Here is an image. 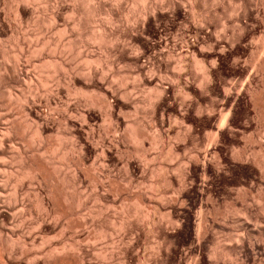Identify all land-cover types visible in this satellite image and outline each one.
I'll return each mask as SVG.
<instances>
[{"label": "rangeland", "instance_id": "374dc122", "mask_svg": "<svg viewBox=\"0 0 264 264\" xmlns=\"http://www.w3.org/2000/svg\"><path fill=\"white\" fill-rule=\"evenodd\" d=\"M1 1L2 2L0 4V11H1L0 17L2 19L0 18V21H1L0 22V35H1L0 42L2 43H0V54L4 53L3 51L6 50V52L7 53L9 52L8 54H10V56L12 57L14 53H16L17 51L18 52L20 51L19 49H21V47L25 48V51H26L31 46L33 47L38 46V45L40 46L42 45V43L44 42V39L46 38L48 39L50 38L51 43H52L51 46L53 47H56L55 44L59 45V42H62V41H64L65 43H67L69 40L73 41L75 45L71 49L73 52L69 53L68 51V53H65V54L58 52L56 53L57 55L54 54L53 56L56 58H60L62 56V60L64 61L65 64H67L69 67L71 66L72 68H74V70L80 69L79 71H81L83 74L85 73L87 74L90 68L96 69L97 71L98 70L101 71V73H99V71L97 72L96 76H98V73H99L98 77L95 76L94 77L95 79L93 78L95 81L93 80L94 82H92L91 85H93L94 83L95 85L91 86L90 84H88V86H86L87 84H84L85 87H89L87 89L85 88L87 94H88L87 90L89 89L94 91L95 94H97L96 92H98L97 95L101 94L102 91L104 94L107 92L106 94H107V97L109 98V101L107 100L108 103L116 105L117 103L122 102L121 98H122V94L124 93L123 91H125L123 89L125 88L124 87L125 84H122L120 81L123 80L122 82L126 83V86H127L126 89L129 90L127 91L131 92V101L133 100L132 102L129 101V103L126 104L128 105V109L126 110L127 117L125 116L126 121L122 124L121 134H119L116 137L118 140L116 138H114L115 139L114 140L113 135L110 136L106 133V128H107L108 123H106L105 121V116H104L106 113L105 109H100V110H103L101 112H105L102 115L98 107L97 109H96V106L95 107L92 106L90 108L89 106L90 104L89 103L86 104L87 101L86 100L84 101V98L82 99L80 95H77L78 93L75 89H73V91H69L66 87L65 88L67 90L65 88H61L60 94L55 96L57 97L55 99L56 100L55 103H52L54 104L55 108L57 107L55 109L56 111L54 110V108L53 109L51 108L53 106H46L47 104L45 103L44 100L42 102L43 104H41V102L39 103V105L37 104L38 107L32 103L34 107H36L35 109L31 105V103H29L30 104L29 106L30 107L32 106L31 108L34 109V111L38 110L39 111L38 113L42 112V114L44 113V115L45 116L47 115V117H49L50 115V119L48 118L47 120V118H45L44 115L40 114L42 115V118L44 117V119L47 120L48 123L50 122V125L52 126V128H54L53 131L56 130L54 131V133L51 132V135H50L52 144L54 142H57V139L55 138L57 136L56 134L59 133V131L61 133H64L62 135L65 137V139L61 140L62 142H64L63 144L61 142V144L63 145V146L61 145V148L59 149L61 151L58 150V152L55 155L54 154L50 155L49 153L48 154L46 153L47 155L46 154L42 155L47 165V168L50 169V172L51 171L53 172L55 170L54 177L50 178V183L48 182L45 183L42 181L43 183L42 182L41 184L39 183V185L41 186L37 184L35 188L36 187L42 188V189L40 188L39 189L40 191L38 190L37 192L34 190L35 188L34 189L31 188V186H30L31 192H29V188L27 190V187L29 185H27L26 188L24 189L25 192L23 191L24 193L22 196L26 195L25 193L27 192H29L30 194L28 193V195H26L24 198H21L22 197L21 196L20 198L22 200L25 199V201H22L21 199L19 201L18 199L19 202L17 201V204L12 203L15 198V197L14 198L12 197L14 196L12 195L14 192L13 190L14 184L13 182H11L12 181L11 179L9 180V183H8L7 178L9 177L8 175H10V173L15 175L16 173L21 171V164L18 162V159L16 158L18 157V154H19L18 152L22 153L23 150L21 148L22 145L18 137L13 136L11 137L13 138V142L12 141L11 143L8 142V145L6 148L7 150H10V151H7V150L6 151L8 152L9 156L5 158L6 160L5 163H3L5 160L2 161V163L4 164V167H3L4 171L1 168V171H3V173L0 172L1 177L2 178L5 177L3 179H6L4 180L5 182H3L4 184V186L2 187L3 194H1L2 197H4L2 201L3 200L5 201L3 202V205L6 207L2 205V201L0 200L1 202L0 206L2 205L4 208L2 209L0 207V212L1 210L2 211L4 210L3 211L4 217L2 218H4L5 220V221L3 220L5 222V223L3 222L4 225L3 223L2 225H0V228H1L0 230L2 232L1 250L8 249L9 252H11L9 254L7 251L5 254L4 251L6 250L3 251L5 255V259L7 258V260H5L7 261L6 264H21L20 260L22 259H23L22 264H29L28 262L29 259L28 258L27 260L25 259L26 255L25 257L21 255L22 249L20 250V248L22 247H19L20 242H18L17 238L19 234L22 235V233H19L21 232V230L22 232H24L23 235H26L27 233L28 234L31 233V235L29 234L30 236H33V235L39 236L40 229L39 230L37 229L38 225L36 223H37V219L41 218L42 215L45 213L43 212L44 210L41 211L42 207H39L38 205L40 204L41 206L42 202H44V204L46 205L44 204L43 205L48 206L47 208L48 210H50V216H48L49 218L44 217L46 218L45 220L47 221V223L46 225L43 226L45 231L48 228L49 235L47 231H46V234L44 235L45 237L43 236L42 233L40 235H41V238L42 237L46 238L49 236L48 240L47 238H46L47 241L45 239L43 240V238L42 239L36 238L37 240H30L27 242L30 243L32 241L31 243L33 245L35 243L37 244L42 243V240H43L45 241L43 242V245L40 244L41 245L40 246L36 244L32 246L31 243L30 244L27 243V246L29 248L33 247V249L30 248L33 251L32 254L34 253V250L35 252H37V250L38 251L40 250L39 251L40 253L37 252V255L41 254L42 252H43L42 254L44 255V251L49 250V248L51 249L50 250L51 252H53L54 250L56 252V249H58L57 251L60 252V249H62L64 250L63 253H58V254H60L59 256L64 257V259L66 258L65 262L66 260L67 261L69 260L68 262H66L68 264H78L77 261L80 256L81 257L84 256L85 262L88 261L87 264H108V263L109 264L110 263L119 264V262L121 264H123V262H125L126 264L128 263L129 264H144V262H147V264H174V263H177L176 261H178L180 257L181 258L183 257L182 258L183 260L185 252L188 251V248H190L189 245H191V243L187 241V239L189 238L190 231L188 228L189 216H187L188 214H186L185 211H187L186 210L187 206L188 208L191 207L193 200L197 199L200 193L201 194L203 193L202 194V200L204 198V200L202 201L203 205L205 204L206 206H208V207H205L204 205L205 210L203 209V212L205 211L207 212L206 217L209 218L210 220L214 219L215 221H217L218 224L219 223L223 224L221 225L222 228L218 226L217 229L214 228L213 230H210V232L213 231L212 232L213 235L209 233L210 235L208 234L209 236H206V238L210 240L209 241L208 239H206L209 242L206 243L207 241H205L204 243L205 246L208 245V247L206 248L204 246L205 252H206L205 256L207 260H209V258L211 257L210 261L217 260L219 261V264H222V263L242 264L243 259L245 260L244 255L241 256L243 258H240L236 262H231L230 258L227 256V253L231 251L233 248H235V245L237 246L239 244L238 243L240 242L239 235L240 236L246 235L245 238L247 239V241L250 239H253V242L257 240V242L259 241L260 244L264 246V168H263L264 166L263 167L261 166L262 167L261 168L257 166L256 164H254V159L257 156L260 157V158L258 157L257 158L260 159L261 161L263 160V163H264V150L263 152L262 151L260 152V148H259V142L264 137V108H263L264 107V90H263L264 89L263 88L264 71L261 70L260 67H258L259 66L258 64L260 63L259 60L261 59V57L263 56L262 54L264 53L263 51L264 50V0H196L197 1V2L195 1L196 5L195 4L194 5L197 7V10L199 11V13L204 16V18H200V16L195 17V15H193L192 8H191L193 3L190 2V0L189 2L191 4H189L187 0H178V1L175 0L177 2V5L179 6V7L176 6V8L178 7L179 10H176L175 8L174 9L175 11L173 10L171 6L166 4L167 0H154L158 5H161V6L158 7V10L155 13H151V15L150 14L147 15V17L143 15L144 8L141 6V4L137 5L139 3L136 1L138 0H134V1L133 0H112V1L111 0L110 1L109 0H97L98 3L100 2V5L98 4V6H99V9L100 8L101 9L96 14V16L93 13H90V10L92 11L91 7L93 6V3H94V6L97 5L96 0H94L93 2L92 1L89 2L90 0L89 1L85 0V3L86 1H88L87 2L88 6L87 4L86 5L82 4L83 0H78L79 3L75 2L74 0H46V2L48 1V3H46L45 0L43 1L41 0V1L34 3V5L36 6L34 10L36 9L35 10L36 12L32 10L30 14L32 16L25 17V19H23L25 21L22 22L23 24L19 21V17L16 12L17 0L16 1L15 0H6V1L1 0ZM75 6L78 8V9L76 8V12H75L76 15L79 14L78 16L73 14L74 13L73 9ZM94 6L92 7L93 9H94ZM168 6L170 8H168ZM86 9L88 10V12ZM33 11L35 12L34 15H33ZM110 11H112L113 13L111 14ZM127 13H128V16H127ZM56 14H58L59 16ZM110 14L112 16L114 15L113 17L116 18L115 21H118L116 25L113 24L114 19L110 17ZM54 15H56L57 20H59L57 21L58 24L56 26L57 27L59 26L58 27L59 29H64L65 27H67L68 29V31L62 32V34L64 33V35L62 36L61 34H59V31L61 30H59L58 28L55 27L54 24H52L55 29H58V31L55 30L53 27H51L52 25L49 23V20L55 17ZM58 17L60 19H58ZM75 17L77 19L78 18L81 19L84 22V23L82 22L83 28L80 29L81 31L79 30L80 32H78L77 30L74 31L75 29L73 30L74 28L73 26L76 20ZM129 17H131V19ZM132 17L133 18L136 17V20L134 18V21H133ZM100 26L106 27V28L108 27L107 28V30H109L108 33L113 34V32H118L120 33L122 37L120 39L121 41L119 42L120 45L119 44L116 46L110 45V47L107 46L108 50L109 48L111 49L109 50L110 53L108 50H106L107 49V47H105L106 45L100 44L99 46L97 42H94L92 40V36L98 34L101 31ZM18 34L20 37H22L20 38L21 39L20 41H22L21 43H19L20 41L18 42L17 40V38L19 39V37H17ZM16 40L17 42L14 43V41ZM191 42L199 46L197 47V49L200 51V55L198 58L201 61H206V66L208 67V69H210V72H212V78H211L212 82L209 81L208 79H207L208 83L206 81V85H207L206 94H204L205 92L203 90L200 91V88H198V84L200 82L199 79H201L200 77L201 73L200 71H196V67L194 68L193 57L191 56V54L186 52L187 51L186 49H188L187 45H190ZM83 44L86 45V47ZM1 47H4V48H1ZM184 50L185 52H183ZM106 52H108L109 54H107ZM87 53L90 56L89 61H86L85 56ZM180 53L181 54L184 53L182 56L184 57V60L182 59L183 61L182 64L179 63ZM99 55L100 57H102L103 61L105 60V62L102 61L104 64L97 63L96 59ZM171 55L172 56L175 55V56L172 57ZM0 56L3 57V55H0ZM50 56L53 57L52 55ZM186 56H188L189 58H187ZM2 57H0L1 59L0 61L3 65L6 63L5 65L7 67L10 66V68H12L15 65L13 63L15 62V60L13 61L14 58L13 59L10 58L9 60L7 59L6 60L7 62H6L4 58ZM29 57L30 56H28V59H26L27 63L32 66V67L29 66L30 67L29 68L28 64L26 63L27 65L26 69L28 70L29 68L27 74H29V76L32 79V83L29 85L30 87L31 85L32 87L35 85L33 87L35 88L37 85H39V81H38V76L36 73L37 71H35L34 65H32L33 57L32 58L31 57L29 58ZM44 58L47 59L45 56ZM37 59H39V57ZM106 59H108L109 61L107 60L108 61L107 62ZM99 64L102 66L106 64L103 67L105 68L107 66L106 70L107 69L108 70L106 71L104 70V68L102 69V67H99L100 66ZM108 64L111 66L113 65L112 66L113 68L109 69ZM144 64L148 67L147 69H146V66L144 69ZM179 64L180 66L185 67V68L181 67L183 68L185 72H183V76L181 80H179L178 82L177 80L173 78V75L175 72L174 66L175 67L179 66ZM102 71H104L105 73H103ZM1 73L3 75L4 71H2ZM115 73L123 76V79H121L122 77L119 75V78H118L119 82H118V79L116 77L115 78L113 77ZM185 73L187 74L184 75ZM140 74L143 75L144 77L150 76V75L154 76L155 82L150 83V84L147 83L146 85H144V82H142L140 79V76H141ZM105 76L107 78L109 77L108 78L109 81L108 79H106ZM124 78L126 80H124ZM77 79L78 81H82L80 80V78H77ZM100 79H104V80L106 79L105 81L107 82L100 80ZM0 80H1V77H0ZM194 80L197 81V83ZM50 81H51L50 88L51 87H53L52 89L56 88L57 86V83H55L56 81L52 79ZM101 81L103 82L101 83ZM1 82H0V85H1L0 89L5 90L3 92H6V89H7V92L11 91L12 93H14L13 94L14 97H15V94L19 95L21 91V88L19 86L10 87L8 86L7 83L5 84L4 81L2 83ZM30 82L31 81H28V83ZM28 83H27V86L29 87ZM120 83L122 84L123 88L121 87ZM102 87L104 88L106 92H104ZM106 87L109 89H107ZM19 88L20 90H18ZM36 88L38 90L36 91L38 93L37 98L39 96L47 97L48 93H46L45 91L46 89L44 87L37 86ZM106 89L109 90L110 93ZM74 90L76 91V93ZM119 90L121 91V93ZM88 95L90 96V93ZM92 95L94 96V93L91 94V96ZM102 95H99V97L100 96L102 97ZM1 99L2 98H0V102L2 104L1 103L0 104L2 106L5 104L4 106H6L7 103H5L6 102L5 99H2V100ZM57 104H60V105L62 104L61 106L59 105L60 109L58 108ZM66 104L67 105L70 104V108L72 109L76 108V110H78L77 109L78 107L79 108L78 111H80V113H83L82 111L85 112L86 110L90 108L89 109L90 111H92L95 115L99 116V123L98 125H96L97 128L94 126L95 130L86 129L87 131L89 130L88 132L86 131L88 134L85 133V131L82 132L85 138L88 135H90V131L92 133L93 131H95L93 133L94 136L92 135V133L90 135V138H89L90 141H88V145L89 144L90 145H89V148L87 149H85L86 147H83V146H82L83 148H80L81 144H79V142L81 143V140L79 138L74 139V136L76 133L71 130H70L71 132L67 131L66 126L63 123L59 122L60 120H57L56 118L65 112ZM136 104L138 105L137 108H136L137 106ZM47 107H50V108H47ZM6 108L2 107L1 109L4 112H0V113H3L2 115L7 116L6 119L8 118L9 122L7 121L6 123H4L5 125H1L3 123L1 121L0 126L1 127L2 126L11 127V126H14V123L16 122L20 123L23 115L20 114L19 110L13 107H9L8 109V106H6ZM223 108H226V109L224 110ZM5 110H8V111H5ZM5 112L6 113L8 112L7 114L12 115L13 117L9 119L10 116L6 115ZM103 118H104V122L102 121ZM6 119L4 120V122L6 121ZM133 126L136 127L137 129L139 128V130L145 129L146 132L147 131L150 132L149 133L150 135H148L149 138L146 141H144V147H143L145 149L144 152H146L145 155L147 157V160H145V158H142V155H141L142 153L138 154L139 152H136L133 146L128 141H126V138L124 135L126 133L125 131H127L129 127H133ZM219 128H223V131H221L218 134ZM157 135L163 136L164 142H160L161 140L159 138L158 139L156 138ZM258 135L259 136L263 135V136L262 138L260 137L261 138L260 139ZM254 136H255V140L253 142L252 139L254 138L252 137ZM153 137L156 141L153 140ZM102 139L103 140L105 139V140L103 141ZM157 140H159L161 144ZM152 141H154L155 143L157 142V144L152 143ZM73 143H77L78 147L80 146L77 151L74 150L75 151L74 153L72 152L73 150H70V147H72ZM9 145H10V149H8ZM214 145H217L221 151H220V154L216 156L215 155L211 156V153H207V151L210 148V146L212 147ZM245 147L248 149L252 148L253 150H250L248 152L249 154H247L246 156L239 157L238 152L242 148H245ZM107 148H111L112 157L109 158V160L105 161L104 157L102 156V152H103L102 150L108 151ZM66 149L69 152L65 151ZM171 149L175 150V152L179 154L180 157H185L186 160H188L187 162L185 161L186 162L185 165L182 163H181L182 165L179 164L180 162L177 161L178 159H176L175 158L176 156L174 155L176 153L172 154ZM14 150L16 151L15 153H14ZM125 152L130 153L129 155L131 157V163H132L130 164L134 167L136 166L135 171L137 175L135 174L133 177L132 181L134 183H132V185L129 184L131 187L133 186L132 188H130V190L127 188L130 187L128 185V182L130 181L131 175H129V172H127V169H126V161L130 157L124 155L126 154ZM61 153L63 155L64 153H66L67 155L63 157ZM202 153H204L205 157L203 156ZM196 154L197 155L199 154L197 156V159L195 158ZM205 154L207 155V158ZM12 156L13 157L15 156V158H13ZM165 156L166 157L168 156V157L166 158ZM210 156L212 159L209 158ZM254 156L256 157L254 158ZM11 157L15 161L12 160ZM82 158H84L85 162H79L78 164L79 166L76 167L73 164L74 162L73 160L79 161ZM198 158H199V161L196 163ZM205 158H206V161L210 162V164L209 166L206 165L207 166L206 173H205L206 175L204 176V172H202L203 171L202 168L204 167L202 166L204 165L203 162ZM208 158L211 159V161ZM220 158H222L221 161L219 160ZM212 160L214 162H212ZM145 161H148V162L144 163ZM69 165L71 167H69ZM140 165H141V168L139 167ZM56 167L58 170L55 169ZM143 169L144 171H142ZM95 174L96 176L100 177V180H102V183H100V185L99 184L94 185L93 183L92 176ZM97 174H100V175H97ZM140 174H142L143 176H141ZM139 175L141 176L142 179L140 178ZM56 179L57 181L60 180L59 183L62 189H65V187L67 188V190L66 189L64 190L65 196L69 195L68 198H70V199H67L69 201L67 202L71 204V206H75L73 207L74 209L72 208V211L74 212V214L72 213L74 217L73 220L79 221L83 218L85 219V216L89 217V215H91L90 211L93 213V212H96L97 210L96 212L97 214L93 213V215L95 214L96 217L91 216L92 219L91 217H89L91 221V222L89 221V223L91 224L93 221L92 225H90L89 223L88 225L90 226L88 227L87 225L88 228L92 226V228H90V231H88L89 229L86 226L78 227V228L68 227L67 222L70 219H67L66 217L59 218L61 219V221L60 220L57 221V219L55 218L56 219L55 221H57V223H60L57 225L59 227H56L57 223L55 224L52 211L58 208V206L56 205V203H54V201L51 198V194H50L51 191L55 189V188L53 189L51 188V187H54V183L52 181H55L56 183L57 182ZM63 179H65V182ZM157 182H160L161 186L163 185L161 189L166 194L165 199L162 201L166 205L165 207H167V203H169L168 204L169 208L167 207L163 209L164 211H162L163 212V216H162L163 221H161L162 223H158L159 225L157 224L155 228L156 230H154L155 232H150L148 231V225H147L149 223L148 220H145L144 223L143 222L138 223L136 221L137 219L135 218V220L132 219L131 221H135L137 223V227L136 225L134 226V222H133V226L131 227L132 230L130 228H127V230H122L120 227V222L124 218L123 214L126 215V212H127L126 209L122 207L123 205H121L124 197H128V195L130 198L133 197L132 198L133 201H131L132 203L130 202V209L132 210H134L133 208H135L134 201L136 198L134 199V197H137L140 193L145 194L146 198L148 196V198L154 202L153 204H156L155 202L158 203V200H157L158 198H157L156 192L153 191V189H150V186L153 183H157ZM47 183L50 185V187L48 186ZM72 184L73 185L75 184L76 186L74 185L75 186L74 187L72 186ZM72 187H74L75 189L74 188L72 189ZM117 188H118V191H117ZM124 188L126 190H124ZM49 191H50L49 193L50 198L48 196ZM35 192L37 194L39 193L38 194L39 196L36 195ZM240 193L247 194V196L249 197V198L247 197L248 198L247 202H243L242 199L238 197ZM151 195H153L154 197L153 196L151 197ZM100 196H101V199H100ZM39 197H41V199ZM10 199L11 200L13 199L11 204L9 203ZM22 203H24V206L21 205ZM25 203L27 204V206H25L26 205ZM18 204L21 206L20 207L21 209L19 208ZM243 204L249 205L253 209L251 211V214L250 212L246 215L242 213L241 210L242 208L245 207V205ZM9 205L10 207L13 206L11 210H8L7 206ZM14 205L15 206L18 205L16 206L15 210H14ZM171 206H173L172 209H171ZM5 208L7 209L5 210ZM22 210H25L26 212L25 211H23V213L20 212ZM39 210L41 213L43 212V214L38 213ZM171 211H173L174 213ZM37 213L41 214V216L38 217L39 215H37ZM22 217H23V220H22ZM88 217H86L85 221L89 220ZM169 218L175 219V221L177 220L175 225L177 223L178 225L176 226L174 224L171 225L169 223L170 221ZM167 219H168V222H167ZM39 220L40 219H38V221ZM20 221L22 223L24 222V225H23L24 230H23V226L21 225ZM49 221L51 222L50 224L48 223ZM61 223L66 224V227L64 225L63 230H60ZM47 224L49 226H47ZM18 226H21L22 228L21 227L18 228ZM94 226L96 229L95 231L93 230ZM97 229L98 230L101 229L102 232L101 230L98 231ZM128 229H130L132 232ZM133 229H135L134 230L135 232L133 231ZM91 230L93 232H98V234H100L99 232H101V234L106 233L105 236L107 237L104 236V238H102V240H105V241L98 239V241L91 240L90 242L89 240L90 236L93 235L92 233H90ZM251 230L254 231V233ZM248 232L251 233V235H254V236L256 235V237L252 236L250 238V234L249 236L247 234ZM255 232L257 233L255 234ZM259 233L260 235H258ZM87 234L89 235V237L86 238ZM212 236L213 238H211ZM83 238H85L86 240ZM111 239L112 240L115 239L116 241L113 242ZM121 239L122 241H120ZM212 239L216 241L214 242ZM111 241L115 244L117 243L116 245L114 244V247L115 248L117 247L118 250L117 248L115 249L113 247L112 245L113 243ZM46 242L47 244L44 245V243ZM157 242H160L159 245ZM36 246H40V247H38V249L36 250ZM43 246L44 248L46 246V248L43 249L42 248ZM153 246L154 248H152L151 250V247ZM186 246L187 247L189 246V247L187 248ZM28 247L26 248L27 249L26 251L30 250ZM159 247L161 249L160 250L161 252L158 249ZM83 248L85 251H83ZM112 248L117 250L116 253L118 255L115 252L113 253V251L115 250ZM42 249L43 251L41 252ZM107 249L108 251H106ZM185 249L187 250L185 251ZM19 250L21 253L17 252ZM78 250L80 252H78ZM100 250H102V252H104L103 250H105V252H107L108 254L112 252L113 255H116V259L115 257L114 258L112 257V259H114L115 262L114 260L109 259L107 254L106 256L102 255L101 254L102 252ZM110 250H113V251H110ZM28 253L30 255L31 252L29 251ZM19 254L23 258L19 257L18 256ZM102 256L106 258H103ZM251 256L249 255L248 260L252 261L253 257ZM40 257L41 255L39 256V258ZM24 259L26 260V262ZM38 259H36L37 260L36 263H34L35 261L31 263L32 262L31 261L30 264H38L37 262L39 261L42 262V263L39 262V264L44 263L43 260L41 259L38 260ZM105 259L106 260L109 259V261L110 260L112 261L107 263ZM260 259H261V256L257 258L258 261L255 264H259ZM188 260H191V261H189V263L186 262V264H194L193 262L195 258L191 257V259L189 258L186 261Z\"/></svg>", "mask_w": 264, "mask_h": 264}, {"label": "bare ground", "instance_id": "6f19581e", "mask_svg": "<svg viewBox=\"0 0 264 264\" xmlns=\"http://www.w3.org/2000/svg\"><path fill=\"white\" fill-rule=\"evenodd\" d=\"M6 1V0H5ZM16 1V0H15ZM38 1H41V0H17V5H16V12H17V15H18V17H19V21L22 23L23 21H25V20H23V19H25V17H30V16H32V15H30L31 14V11L32 10H34V8L36 7L35 5H34V3H36V2H38ZM43 1V0H42ZM75 2H78L79 3V1L78 0H74ZM73 1V2H74ZM89 1V0H88ZM88 1H86V3H85V0H83V5H86L87 4V2ZM93 2L94 0H90L89 2ZM97 1V0H96ZM110 1V0H109ZM112 1V0H111ZM134 1V0H133ZM176 1H178V0H176ZM175 0H167V5H169V6H171L172 8H173V10L176 8V6H178L177 5V2H176ZM188 2H189V0H187ZM196 0H190V2H192L193 4H192V12H193V15H195V17L197 16H200V18H204V16L202 15V14H200L199 13V11L197 10V7L195 6L196 4V2H195ZM1 0H0V4H1ZM45 2H46V0H45ZM44 2V3H45ZM61 2V1H60ZM66 2V1H65ZM82 2V1H81ZM101 2H103V1H101ZM136 2H138L139 4H137V5H140L141 4V6L144 8V11H143V15H145L146 17H147V15H151V13H155L157 10H158V7H160L161 5H158L154 0H138V1H136ZM189 2V4H191ZM46 3H48V1L46 2ZM118 3V2H117ZM50 4V3H49ZM48 4V5H49ZM98 4L100 5V2L98 3V1H97V5H95L94 6V3H93V6H94V9L91 7V9H92V11L90 10V13H93L95 16H96V14L99 12V10L101 9H99V6H98ZM195 4V5H194ZM14 5V4H13ZM34 7H33V6ZM105 5V4H104ZM136 5V4H135ZM136 5V6H137ZM81 6V5H80ZM87 6H88V4H87ZM86 6V7H87ZM98 6V7H97ZM168 6V8H170ZM8 7V6H7ZM11 7V6H10ZM84 7V6H83ZM114 7V6H113ZM121 7V6H120ZM123 7V6H122ZM179 7V6H178ZM178 7L176 8V10H179L178 9ZM4 8V7H3ZM63 8V7H62ZM76 6L74 7V9H73V11H74V13L73 14H75V12H76ZM81 8V7H80ZM88 8H90V7H88ZM141 8V7H140ZM61 9V8H60ZM78 9V8H77ZM114 9H116V8H114ZM36 10V9H35ZM34 10V11H35ZM39 10V9H38ZM85 10V9H84ZM84 10H83V12H84ZM87 10V9H86ZM108 10V9H107ZM138 10V9H137ZM33 11V15H34V13L36 12H34ZM72 11V12H73ZM116 11V10H115ZM132 11V10H131ZM142 11V10H141ZM175 11V10H174ZM1 12V11H0ZM14 12V11H13ZM39 12V11H38ZM87 12H88V10H87ZM111 12V14L113 13L112 11H110ZM123 12V11H122ZM140 12V11H139ZM78 13H79V11H78ZM86 13V12H85ZM89 13V14H90ZM102 13V12H101ZM109 13V12H108ZM120 13V12H119ZM54 14V13H53ZM88 14V13H87ZM110 14V17L111 18H113L114 19V22H113V24H115L116 25V23H118V21H115L116 20V18L115 17H113L112 15ZM137 14V13H136ZM0 15H1V13H0ZM41 15V14H40ZM56 15H58V14H56ZM56 15H54L55 17H53V18H51L50 20H49V23L52 25V24H54L55 25V27L56 28H58L56 25L58 24V22L57 21H59V20H57V16ZM65 15V14H64ZM72 15V14H71ZM76 15V14H75ZM79 14H77L76 16H78ZM80 15H81V13H80ZM83 15V14H82ZM100 15V14H99ZM105 15V14H104ZM133 15V14H132ZM59 16V15H58ZM74 16V15H73ZM89 16V15H88ZM87 16V17H88ZM98 16V15H97ZM117 16V15H116ZM127 16H128V13H127ZM126 16V17H127ZM136 16V15H135ZM140 16V15H139ZM37 17V16H36ZM35 17V18H36ZM67 17V16H66ZM1 18V17H0ZM17 18V17H16ZM41 18V17H40ZM50 18V17H49ZM76 18V17H75ZM85 18V17H84ZM130 19H131V17H129ZM133 18V17H132ZM135 18V20H136V17H134ZM134 18H133V21H134ZM140 18V17H139ZM2 19V18H1ZM58 19H60L59 17H58ZM90 19V18H89ZM94 19V18H93ZM108 19V18H107ZM112 19V20H113ZM130 19H129V21H130ZM36 20V19H35ZM100 20V19H99ZM104 20V19H103ZM42 21V20H41ZM71 21V20H70ZM139 21V20H138ZM145 21H146V19H145ZM1 22V21H0ZM6 22V21H5ZM46 22V21H45ZM48 22V21H47ZM83 21L81 20V19H77L76 18V20H75V23H74V28H73V30L74 31H78V32H80L81 30L80 29H82L83 28V23H82ZM100 22V21H99ZM125 22V21H124ZM17 23V22H16ZM36 23V22H35ZM23 24V23H22ZM40 24V23H39ZM59 24H60V22H59ZM62 24V23H61ZM72 24V23H71ZM124 24V23H123ZM21 25V24H20ZM31 25V24H30ZM51 25H49V26H51ZM114 25V26H115ZM37 26H38V24H37ZM61 26V25H60ZM64 26V25H63ZM130 26V25H129ZM24 27V26H23ZM42 27V26H41ZM48 27V26H47ZM51 27H53L54 28V26L52 25ZM70 27V26H69ZM85 27V26H84ZM101 27V26H100ZM44 28V27H43ZM108 28V27H107ZM107 28L106 27H101V31L98 33V34H96V35H93L92 36V40L94 41V42H97L98 43V45L100 46V44H104V45H106L105 47H107V46H109L110 47V45L111 46H116V45H120V39L122 38L121 37V35H120V33H118V32H113V31H111V32H113V34H111V33H108V31L109 30H107ZM111 28V27H110ZM118 28V27H117ZM49 29V28H48ZM55 29V28H54ZM59 29V28H58ZM58 29H55V30H57L58 31ZM85 29V28H84ZM38 30V29H37ZM44 30V29H43ZM59 30H61V31H59V34H61V36L62 35H64V33L62 34V32H64V31H68V29H67V27H65L64 29H59ZM63 30V31H62ZM80 30V31H79ZM4 31V30H3ZM50 31V30H49ZM72 31V30H71ZM70 31V32H71ZM48 32V31H47ZM51 32V31H50ZM77 32V33H78ZM65 33H67V32H65ZM27 34V33H26ZM26 34H24V35H26ZM47 34V33H46ZM45 34V35H46ZM81 34V33H80ZM39 35V34H38ZM44 35V34H43ZM70 35V34H69ZM82 35V34H81ZM84 35V34H83ZM1 36V35H0ZM23 36V35H22ZM28 36V35H27ZM60 36V37H61ZM17 37H19V39L17 38V40H18V42L21 40L20 38H22V37H20L19 36V34H18V36ZM51 37V36H50ZM16 38V37H15ZM71 38V37H70ZM79 38V37H78ZM85 38V37H84ZM27 39H29V38H27ZM59 39V38H58ZM17 40L16 41H14V43L15 42H17ZM24 40V39H23ZM62 40V39H61ZM75 40V39H74ZM1 41V40H0ZM31 41V40H30ZM53 41V40H52ZM197 41V40H196ZM22 41H20L19 43H21ZM25 42V41H24ZM23 42V43H24ZM63 42L64 41H62V42H59V45H57V44H55V46L56 47H53V46H51V40H50V38L48 39V38H46V39H44V42L42 43V45H38V46H31L30 48H28V50H26L25 51V48H22L21 47V49H19L20 51L18 52H16V53H14L13 55H12V57L10 56V54H8L7 52H6V50L5 51H3L4 53H2V54H0V55H3V57L2 56H0V57H2V58H4V60L6 61L7 59L9 60L10 58H14L13 59V61L15 60V62H13L15 65L12 67V68H10V66L9 67H7L5 64V66L1 63V61H0V70H1V72L2 71H4V73H3V75H2V73L0 72V75H2V76H0L1 77V80H0V82L2 81H4L5 82V84L7 83L8 84V86H10V87H15V86H19L20 88H21V91H20V93H19V95H16L15 94V97H14V93H12L11 91H8V92H10V93H8L7 92V89H6V92H3V91H5V90H1L0 89V98H2V99H5V103H7L6 104V106H8V109H9V107H13V108H15V109H18L19 110V112H20V114H22L21 116H22V118H21V121H20V123L18 122H16V123H14V126H11V127H8V126H0V161H1V163H0V172H2L3 173V167H4V164L3 163H5L6 162V160H5V158L6 157H8L9 155H8V152L7 151H10V150H7V145H8V142L9 143H11V141L13 142V138H11V137H13V136H15V137H18L19 138V140H20V142H21V148H22V153H20V152H18L19 154H18V157L16 158V159H18V162L21 164V171L20 172H18V173H16L15 175L14 174H11L10 173V175H8L9 177L7 178L8 180V183H9V180L11 179L12 181L11 182H13V184H14V192H13V194L12 195H14V196H12L13 198H14V201L12 202V200L10 199L9 200V203L11 204V202L14 204V203H16L17 204V201H18V199H19V201H20V199L21 198H24L26 195H28V193L29 192H31V190H30V186H31V188H35V186H37V184L39 185V183L41 184V182L43 181V182H48V183H50V178H53L54 177V172H55V170L52 172H50V169H48L47 168V165H46V163H45V161H44V158H43V156L42 155H44V154H56L57 152H58V150L61 148V145L64 143V142H62L61 140H63V139H65V137L62 135V134H64V133H61L60 131H59V133H57L56 135V138L55 139H57V142H54L53 144H52V142H51V137H50V135H51V132H53L54 133V131H56V130H54L53 131V129L54 128H52V126L50 125V122L48 123L47 122V120H48V118L50 119V115H49V117H47V115L45 116L44 115V113L42 114V112L41 113H38L39 111L37 110V111H34V109L36 108V107H34V105H36L37 107H38V105H39V103L41 102V104H43L42 102H43V100L45 101V103L47 104L46 106H53V107H51L52 109L54 108V110L57 108H55L54 107V104H52V103H55V99L57 98V97H55V96H57L58 94H60V92H61V88H67L69 91H73V89H75L76 91H77V95H80L81 96V98L83 99L84 98V101L86 100L87 101V103L86 104H90L89 106H90V108L92 107V106H96V109H97V107H98V109L100 110V109H105V111H106V113L105 112H101V111H103V110H100V113L103 115V113H105V121H106V123H108V125H107V128H106V133L108 134V135H113V139L114 138H116L119 134H121V131H122V124L126 121L125 119H126V117H127V115H126V110L128 109V105H126V104H128L129 103V101H131V92H128L129 90L128 89H126V83L124 82H122V81H120L122 84H125V88H123V86H122V84L120 83V85H121V87L125 90V91H123L124 93L122 94V102H120V103H117L116 105H114V104H111V103H108V101H109V98L107 97V92L104 90V84H106V83H104L102 86V88H103V90H104V92H106L105 94L103 93V91H102V93L101 94H99V95H102V94H104V95H102V97L100 96L99 97V95H97L98 94V92H96L97 94H95V92L94 91H92V90H87L88 91V94L90 93V96L87 94V92H86V89L87 88H89V87H85V85L84 84H87L86 86H88V84H92V82H94L95 80V76H96V74H97V72L99 71H97L96 69H93V68H90L89 69V72L86 74H83L81 71H79V70H74V68H72L71 66L69 67L67 64H65L64 63V61L62 60V56L60 57V58H56V57H54L53 55L54 54H56V53H68V51H69V53L70 52H73L71 49L73 48V46H75L74 45V42L73 41H68L67 43H65L64 42V44H63ZM89 42V41H88ZM0 43H2V42H0ZM19 43H17V44H19ZM33 43V42H32ZM40 43V42H39ZM75 43H76V41H75ZM192 43V42H191ZM190 43V45H187L188 46V49H186L187 51V53H189V54H191V56L193 57V60H194V68L196 67V71H200V73H201V79H199V84H198V88H200V91L201 90H203L205 93L204 94H206V81H207V79L209 80V81H211L212 82V80H211V78H212V72H210V69H208V67L206 66V61H201V60H199V55H200V51L197 49V47H199V46H197L195 43H192L191 44ZM5 44V43H4ZM29 44H31V43H29ZM80 44V43H79ZM188 44V43H187ZM24 45H26V44H24ZM84 45V44H83ZM88 45V44H87ZM166 45H167V43H166ZM16 46H18V45H16ZM26 46H28V45H26ZM25 46V47H26ZM85 47H86V45H84ZM161 46V45H160ZM77 47V46H76ZM76 47H75V49H76ZM1 48H4V47H1ZM112 48V47H111ZM169 48V47H168ZM88 49V48H87ZM123 49V48H122ZM166 49V48H165ZM86 50V49H85ZM106 50H108V47H107V49ZM109 50H111L110 48H109ZM108 50V51H109ZM167 50V49H166ZM180 50V49H179ZM11 51V50H10ZM164 51V50H163ZM174 51V50H173ZM182 51V50H181ZM264 51V50H263ZM84 52H86V51H84ZM112 52V51H111ZM183 52H185V50L183 51ZM107 54H109L110 53V51H109V53L108 52H106ZM166 53V52H165ZM174 53V52H173ZM259 53V52H258ZM47 54V55H46ZM169 54H171V53H169ZM175 54V53H174ZM183 54L184 53H180V55H179V63H181L182 64V59L184 60V57H182L183 56ZM50 55H52L53 57H51ZM57 55V54H56ZM111 55V54H110ZM114 55V54H113ZM176 55V54H175ZM174 55V56H175ZM187 55V54H186ZM263 56L261 57V59L259 60L260 61V63L258 64L259 66L258 67H260V69L261 70H263L264 71V53L262 54ZM28 56H30L31 58L33 57V60L32 59H30V60H32V65H34V68H35V71H37L36 73H37V76H38V81H39V85H37V86H42V87H44L46 90V93H48V95H47V97L45 98V97H41V96H39L38 98H37V95H38V93L36 92V91H38L37 90V86L35 87V88H33L32 87V85H31V87H30V85L29 84H31L32 83V79H31V77L29 76V74H27L28 73V70H29V68L30 67H32L31 65H29L28 63H27V61H26V59H28ZM41 56V57H40ZM43 56V57H42ZM44 56L47 58V59H45L44 58ZM79 56V55H78ZM78 56H76V57H78ZM172 56V55H171ZM174 56H172V57H174ZM190 56V55H189ZM29 57V58H30ZM39 57V59H37ZM82 57V56H81ZM86 61H89L90 60V56L88 55V53L86 54ZM168 57H170V56H168ZM167 57V58H168ZM171 57V58H172ZM178 57V56H177ZM187 58H189L188 56H186ZM35 58V59H34ZM51 58V59H50ZM104 58V57H103ZM108 58V57H107ZM170 58V59H171ZM176 58V57H175ZM173 59V58H172ZM1 60V59H0ZM23 60H25V61H23ZM44 60V61H43ZM108 59H106V61H107ZM148 60V59H147ZM177 60H178V58H177ZM85 61V60H84ZM96 61H97V63H103V62H105V60L103 61L102 60V57H100V55L97 57V59H96ZM103 61V62H102ZM109 61V60H108ZM107 61V62H108ZM149 61H150V59H149ZM152 61V60H151ZM186 61V60H185ZM7 62V61H6ZM30 62V61H29ZM66 62V61H65ZM69 62H71V61H69ZM93 62V61H92ZM26 63L28 64V70L26 69L27 68V65H26ZM31 63V62H30ZM80 63V62H79ZM178 63V62H177ZM177 63H176V65H177ZM84 64V63H83ZM87 64H89V63H87ZM93 64V63H92ZM104 64V63H103ZM107 64V63H106ZM105 64V65H106ZM110 64H111V62H110ZM113 64V63H112ZM86 65V64H85ZM97 65V64H96ZM100 65V64H99ZM105 65H103V66H105ZM109 65V64H108ZM114 65V64H113ZM112 65V66H113ZM146 65H147V63H146ZM145 64H144V69H145V66H146ZM81 66V65H80ZM102 65H100L99 67H102V69L104 68ZM110 66L111 65H109V69H112L113 67L111 66V68H110ZM79 67V66H78ZM86 67V66H85ZM91 67V66H90ZM107 67V66H106ZM106 67L104 68V70H106ZM181 67H183V66H180V64H179V66H174V75H173V78L175 79V80H177L178 82H179V80H181V78H182V76H183V72H185L184 70H183V68H185V67H183V68H181ZM76 68V67H75ZM83 68V67H82ZM148 67L146 66V69H147ZM100 69V68H99ZM143 69V70H144ZM26 70H27V72H26ZM33 70V69H32ZM82 70V69H81ZM88 70V69H87ZM108 70V69H107ZM106 70V71H107ZM114 70V69H113ZM34 71V72H35ZM145 71V70H144ZM103 73H105L104 71H102ZM143 72V71H142ZM99 73H101V71H99ZM99 73H98V76H99ZM107 73V72H106ZM117 73V72H116ZM114 74V78L116 77L117 79L119 78V75L120 74ZM153 73V72H152ZM189 73V72H188ZM192 73V72H191ZM190 73V74H191ZM33 74V73H32ZM122 74V73H121ZM142 74V73H141ZM140 74V75H141ZM148 74H150V73H148ZM187 73H185L184 75H186ZM189 74V75H190ZM193 74V73H192ZM102 75V74H101ZM154 75H155V73H154ZM194 75V74H193ZM197 75V74H196ZM34 76V75H33ZM98 76H96V77H98ZM107 76V75H106ZM105 76V77H106ZM121 76V75H120ZM104 77V78H105ZM122 77V78H121ZM120 78L121 79H123V76H121ZM189 77V76H188ZM196 77V76H195ZM77 78H80V80H82V81H78V79ZM94 78V79H93ZM103 78V77H102ZM109 78V77H108ZM107 77H106V79H108ZM194 78V77H193ZM252 78V77H251ZM254 78V77H253ZM31 79V80H30ZM55 80L56 82L55 83H57V86H56V88H54V89H52L53 87H51L50 88V80ZM98 79V78H97ZM105 79V80H106ZM140 79H141V81L142 82H144V85H146L147 83L148 84H150V83H153V82H155V78H154V76H143V75H141L140 76ZM188 79V78H187ZM186 79V80H187ZM190 79V78H189ZM94 80V81H93ZM100 80H103V81H105L104 79H100ZM124 80H126L125 78H124ZM28 81H31L30 83H28ZM103 81H101V83L103 82ZM108 81H109V79H108ZM112 81H113V79H112ZM195 81V80H194ZM251 81V80H250ZM1 82V83H2ZM53 82V81H52ZM97 82V81H96ZM100 82V81H99ZM105 82H107V81H105ZM114 82H115V80H114ZM114 82H113V84H114ZM118 82H119V79H118ZM196 83H197V81H195ZM27 83H28V85H29V87L27 86ZM98 83V82H97ZM96 83V84H97ZM112 83V82H111ZM207 83H208V81H207ZM56 85V84H55ZM93 85H95V83L93 84ZM93 85H91V86H93ZM98 85V84H97ZM245 85V84H244ZM1 86V85H0ZM52 86V85H51ZM6 87V86H5ZM96 87V86H95ZM115 87V86H114ZM134 87V86H133ZM3 88V87H2ZM20 88L18 89V90H20ZM65 88V89H66ZM86 88V89H85ZM101 88V87H100ZM107 88V87H106ZM135 88V87H134ZM195 88H196V86H195ZM244 88V87H243ZM263 88H264V86H263ZM5 89V88H4ZM11 89V88H10ZM41 89V88H40ZM66 89V90H67ZM70 89H72V90H70ZM107 89H109V88H107ZM106 89V90H107ZM157 89V88H156ZM237 89V88H236ZM12 90V89H11ZM44 90V89H43ZM74 90V91H75ZM128 90V91H127ZM158 90V89H157ZM264 90V89H263ZM76 91H75V93H76ZM90 91V92H89ZM101 91V90H100ZM107 91H109V90H107ZM120 91V90H119ZM132 91V90H131ZM160 91V90H159ZM195 91V90H194ZM203 91H202V93H203ZM19 92V91H18ZM17 92V93H18ZM91 92H93L94 93V96L92 95L91 96V94H93V93H91ZM158 92V91H157ZM70 93V92H69ZM73 93V92H72ZM109 93H110V91H109ZM116 93V92H115ZM120 93H121V91H120ZM40 94H41V92H40ZM158 94V93H157ZM192 94V93H191ZM191 94H189V95H191ZM69 95V94H68ZM97 95V96H96ZM118 95V94H117ZM194 95H195V93H194ZM96 96V97H95ZM196 96H198V95H196ZM115 97V96H114ZM117 97H119V96H117ZM133 97V96H132ZM157 97H159V96H157ZM108 98V99H107ZM1 99V100H2ZM133 99V98H132ZM135 99H137V98H135ZM108 100V101H107ZM263 100V99H262ZM61 101V100H60ZM133 101V100H132ZM131 101V102H132ZM150 101V100H149ZM62 102V101H61ZM1 103V102H0ZM29 103H31V105L34 107V109H32L29 105ZM34 105H33V104ZM57 103V102H56ZM134 103V102H133ZM2 104V103H1ZM0 104V105H1ZM38 104V105H37ZM52 104V105H51ZM73 104V103H72ZM71 104V105H72ZM5 105V104H4ZM0 106V112H4L3 110H4V108H3V110L1 109L2 107H5L6 108V106ZM58 105V108H59V105L60 104H57ZM62 105V104H61ZM60 105V106H61ZM137 105V104H136ZM140 105V104H139ZM40 107H41V105H40ZM77 107V106H76ZM93 107V108H94ZM100 107V108H99ZM138 107V105L136 106V108ZM47 108H50V107H47ZM89 108V109H90ZM264 108V107H263ZM7 109V108H6ZM12 109V108H11ZM10 109V110H11ZM60 109V108H59ZM77 109L79 110V108L77 107ZM86 110L85 112L84 111H82L83 113H80V111H78V110H76V108H74V109H72V108H70V104H66V109H65V112L64 113H62L59 117H56L57 118V120H60L59 122H61V123H63L65 126H66V129H67V131H73V132H75L74 134H75V136H74V139L76 138H79L80 140H81V143L79 142V144H81L79 147L80 148H83V147H86L85 149H87V148H89V145H88V141H90V135H91V131H90V135H88L87 137H88V139H87V137H85L84 138V136H83V134H82V132H84L85 131V133H87L88 131L86 130V129H91V130H95L94 129V126L96 127V125H98V123H99V116L98 115H95L92 111H90V110ZM95 109V110H96ZM139 109V108H138ZM224 110L226 109V108H223ZM2 110V111H1ZM17 110V111H18ZM41 110V109H40ZM43 110V109H42ZM50 110V109H49ZM58 110V109H57ZM93 110V109H92ZM5 111H8V110H5ZM47 111V110H46ZM52 111V110H51ZM56 111V110H55ZM136 111V110H135ZM10 112V111H9ZM43 112H45V111H43ZM60 112V111H59ZM137 112V111H136ZM6 113V112H5ZM8 113V112H7ZM6 113V115H8ZM47 113V112H46ZM129 113V112H128ZM3 113H0V124H1V121L3 122L1 125H5L4 123H6L7 121H8V118L6 119V117L7 116H5V115H2ZM40 114H42V115H44V117L45 118H47V120L46 119H44V117L42 118V115H40ZM48 114H50V113H48ZM97 114V113H96ZM130 114V113H129ZM8 116H10V118L9 119H11L13 116L12 115H8ZM55 116V115H54ZM98 116V117H97ZM126 116V117H125ZM80 117V118H79ZM101 117H103V116H101ZM6 119V121L4 122V120ZM128 119V118H127ZM46 120V121H45ZM52 120V119H51ZM103 122H104V118H103V120H102ZM9 122V121H8ZM102 122V123H103ZM11 124V123H10ZM16 124V125H15ZM54 124V123H53ZM62 125V124H61ZM129 125V124H128ZM127 125V126H128ZM100 126H101V124H100ZM55 127V126H54ZM62 127V126H61ZM60 127V128H61ZM97 128V127H96ZM141 128V127H140ZM105 130V129H104ZM126 130H127V128H126ZM70 131V132H71ZM87 131V132H86ZM152 131V130H151ZM221 131H223V128H219L218 129V134L221 132ZM95 131H93V133H94ZM126 133L124 134L125 135V138H126V141H128L132 146H133V148H134V150H136V152H139L138 154H140V153H142L141 155H142V158H145V160H147V157H146V152H144V141H146L148 138H149V136L148 135H150L149 133L150 132H146L145 131V129L143 130H139V128L137 129L136 127H129L128 128V130L127 131H125ZM246 132V131H245ZM68 133V132H67ZM93 133H92V135H93ZM110 133V134H109ZM154 133V132H153ZM158 133V132H157ZM156 133V134H157ZM73 134V135H74ZM88 134V133H87ZM106 134V135H107ZM155 134V135H156ZM162 135V134H161ZM161 135H157L156 136V138L158 139H160L161 141L160 142H164V137L163 136H161ZM66 136V135H65ZM94 136V135H93ZM259 136V135H258ZM262 136L263 135H261V136H259V138L261 137L262 138ZM62 137H64V138H62ZM112 138V137H111ZM119 138V137H118ZM123 138V137H122ZM151 138V137H150ZM250 138V137H249ZM252 138H254V139H252ZM251 139L253 140V142H254V140H255V136L254 137H252ZM260 138V139H261ZM12 139V140H11ZM69 139V138H68ZM107 139V138H106ZM112 139V140H113ZM117 139V138H116ZM73 140V139H72ZM103 140V139H102ZM105 140V139H104ZM103 140V141H104ZM110 140V139H109ZM111 140V141H112ZM115 140V139H114ZM118 140V139H117ZM153 140H155L154 139V137H153ZM163 140V141H162ZM16 141V140H15ZM54 141V140H53ZM56 141V140H55ZM65 141V140H64ZM77 141V140H76ZM83 141V142H82ZM120 141V140H119ZM123 141V140H122ZM151 141V140H150ZM156 141V140H155ZM158 142H159V140H157ZM258 141V140H257ZM61 142H62V144H61ZM68 142V141H67ZM116 142V141H115ZM159 142V143H160ZM256 142V141H255ZM117 143H119V142H117ZM126 143V142H125ZM152 143H155L154 141H152ZM114 144V143H113ZM155 144H157V142L155 143ZM154 144V145H155ZM161 144V143H160ZM163 144V143H162ZM10 145H12V144H10ZM10 145H9V148L8 149H10ZM118 145V144H117ZM116 145V146H117ZM120 145V144H119ZM152 145V144H151ZM165 145V144H164ZM63 146V145H62ZM83 146V147H82ZM115 146V147H116ZM78 145H77V143H73L72 144V147H70V150H73L72 152L74 153L75 151L74 150H78ZM155 147V146H154ZM160 147V146H159ZM66 148V147H65ZM103 148V147H102ZM112 148H114V147H112ZM170 148V147H169ZM173 148V147H172ZM254 148V147H253ZM259 148H260V152L262 151L263 152V150H264V137H263V139H261V141L259 142ZM16 149V148H15ZM96 149H97V147H96ZM104 149H106V148H104ZM152 149V148H151ZM7 150V151H6ZM17 150V149H16ZM81 150V149H80ZM107 150L108 151H104V150H102L103 152H102V156L104 157V160L106 161V160H109V158H111L112 157V150H111V148H107ZM117 150H118V148H117ZM250 150H253L252 148H250V149H248V148H242L239 152H238V156L239 157H244V156H246L247 154H249L248 152L250 151ZM19 151V150H18ZM59 151H61V150H59ZM65 151H67V152H69L67 149L65 150ZM129 151H130V149H129ZM220 148L217 146V145H214V146H210V148L208 149V151H207V153H211V156L212 155H218V154H220ZM255 151V150H254ZM254 151H252V152H254ZM16 151L14 150V153H15ZM66 152V153H67ZM96 152V151H95ZM171 152H172V154L173 153H176L175 152V150H173V149H171ZM258 152V151H257ZM257 152H255V153H257ZM11 153V152H10ZM9 153V154H10ZM66 153H64V155H63V157H65V155H67ZM126 154H124V155H126V156H128V157H130V153H127V152H125ZM135 153V152H134ZM179 153V152H178ZM205 153V152H204ZM204 153H202L203 154V156H204ZM46 154V155H47ZM86 154V153H85ZM123 154V153H122ZM121 154V155H122ZM138 154H136V155H138ZM162 154V153H161ZM170 154V153H169ZM201 154V155H202ZM69 155V154H68ZM176 157V159H178L177 161H179L180 163L179 164H186V162L188 161V160H186V158L185 157H180L179 156V154H174ZM199 155V154H198ZM197 154H196V159H197V156H198ZM206 155V154H205ZM83 156V155H82ZM81 156V157H82ZM147 156H148V154H147ZM211 156L209 157V158H211ZM13 157V156H12ZM11 157V158H12ZM45 157V156H44ZM68 157V156H67ZM141 157V156H140ZM139 157V158H140ZM166 157V156H165ZM168 157V156H167ZM166 157V158H167ZM205 157V156H204ZM214 157V156H213ZM256 156H254V158H255ZM258 157V156H257ZM255 158L254 159V164H256L257 166H259V167H263L264 166V163H263V160L261 161L260 159H258V158H260V157H258V158ZM10 158V157H9ZM13 158H15V156L13 157ZM12 158V160H14ZM46 158V157H45ZM80 158V157H79ZM86 158V157H85ZM206 158H207V155H206ZM206 158H205V160H204V162H203V166L202 167H204V168H202L203 169V171L202 172H204V176L206 175L205 173H206V165H208L209 166V164H210V162L209 161H206ZM208 158V159H209ZM8 159V158H7ZM50 159V158H49ZM76 159V158H75ZM201 159V158H200ZM207 159V160H208ZM212 159V158H211ZM211 159H209L210 161H211ZM240 159V158H239ZM244 159V158H243ZM245 159H246V157H245ZM5 160V161H4ZM61 160V159H60ZM77 160V159H76ZM149 160V159H148ZM171 160V159H170ZM220 161L222 160V158H220L219 159ZM241 160V159H240ZM2 161H4L3 163H2ZM15 161V160H14ZM48 161V160H47ZM69 161H71V160H69ZM74 161V162H73ZM72 162H73V164L77 167V166H79L78 164H79V162H85L84 161V158H82V159H80L79 161H75V160H73ZM142 161V160H141ZM150 161V160H149ZM186 161V162H185ZM199 161V158H198V160L196 161V163ZM50 162V161H49ZM148 161H145L144 163H147ZM174 162V161H173ZM212 162H214L213 160H212ZM7 163H9V162H7ZM16 163V162H15ZM48 163V162H47ZM124 163H125V161H124ZM131 157L130 158H128L127 159V161H126V169H127V172H129V175H131L130 176V181L128 182V185L130 184V185H132V183H134L132 180H133V177H134V175L136 174V171H135V167L134 166H132L131 164ZM142 164V163H141ZM151 164V163H150ZM181 164V165H182ZM212 164V163H211ZM51 165V164H50ZM147 165V164H146ZM180 165V166H181ZM195 165V164H194ZM9 166V165H8ZM74 166V167H75ZM109 166V165H108ZM107 166V167H108ZM199 166V165H198ZM224 166V165H223ZM69 167H71L70 165H69ZM140 168H141V165L139 166ZM261 167V168H262ZM1 168H2V170L3 171H1ZM9 168V167H8ZM51 168H53V167H51ZM164 168V167H163ZM221 168V167H220ZM264 168V167H263ZM55 169H57V167L55 168ZM72 169V168H71ZM145 169V168H144ZM144 169L142 170V171H144ZM198 169V168H197ZM10 170V169H9ZM16 170V169H15ZM58 170V169H57ZM166 170V169H165ZM61 171V170H60ZM139 171H140V169H139ZM200 171H201V169H200ZM5 172H6V170H5ZM4 172V173H5ZM16 172V171H15ZM57 172V171H56ZM76 172V171H75ZM145 172H147V171H145ZM198 172V171H197ZM140 173V172H139ZM7 174V173H6ZM55 174H57V173H55ZM143 174H144V172H143ZM5 175V174H4ZM61 175V174H60ZM97 175H100V174H97ZM137 175V174H136ZM141 176H143L142 174H140ZM139 175V176H140ZM202 175V174H201ZM57 176V175H56ZM102 176V175H101ZM141 176H140V178H141ZM80 177H81V175H80ZM3 178H5V177H3ZM2 177H1V175H0V200L2 201V199L4 198V197H2V195L1 194H3L2 192H3V189H2V187L4 186V184H3V182H5L4 180H6V179H3ZM64 178V177H63ZM66 178H67V176H66ZM102 178V177H101ZM136 178V177H135ZM134 178V179H135ZM206 178V177H205ZM204 178V179H205ZM78 179V178H77ZM76 179V180H77ZM142 179V178H141ZM185 179V178H184ZM64 180V182H65V179H63ZM92 180H93V183H94V185H97V184H99L100 185V183H102V180H100V177L99 176H96V174L95 175H93L92 176ZM165 180H167V179H165ZM28 181V182H27ZM56 181H57V179H56ZM60 181V180H59ZM59 181H57L56 183H55V181H52L53 183H54V187H51L52 189L53 188H55L54 190H52L51 191V193H50V191L48 192V196H49V193L51 194V198H52V200L54 201V203H56V205L58 206V208H56L55 210H53L52 212H53V216H54V221L57 219V221L58 220H60L61 221V219H59V218H62V217H66L67 219H70L67 223V226L68 227H72V228H78V227H84V226H86L87 227V225H88V223H89V221H90V219H89V217H91V216H94V217H96L95 216V214L93 215V213H96L97 212V210H96V212H91L90 211V213H91V215H89V217L88 216H85V219H86V217H88V221L86 220L85 221V219L83 218V219H81V220H79V221H76V220H73V214H74V212L72 211V208L73 207H75V206H71V204H69L68 202V200L67 199H70V198H68V196L69 195H66L67 196V198H66V196H65V194H64V190L66 189L67 190V188L65 187V189H62V187L60 186V183H59ZM80 181V180H79ZM104 181V180H103ZM137 181V180H136ZM42 182V183H43ZM68 182V181H67ZM73 182V181H72ZM168 182V181H167ZM47 183V184H48ZM53 183H51V184H53ZM75 183V182H74ZM92 183V184H93ZM126 183H127V181H126ZM46 184V185H47ZM27 185H29L28 187H27V190H28V188H29V192H27V190H26V192L27 193H25L26 195H24V196H22L23 195V193L25 192L24 191V189L26 188V186ZM70 185V184H69ZM75 185V184H74ZM73 184H72V186H74ZM129 185V186H130ZM33 186V187H32ZM39 186H41V185H39ZM48 186L50 187V185L48 184ZM76 186V185H75ZM74 186V187H75ZM163 186V185H162ZM162 186L160 185V182H157V183H153L151 186H150V189H153V191H155L156 192V195H157V200H158V203L157 202H155L156 204H153L154 202L151 200V199H149L148 198V196H147V198H146V195L145 194H142V193H140L137 197H134V199H135V201H134V207L135 208H133L134 210H132V209H130V202L131 201H133L132 200V198H130L129 197V195H128V197H124V199L122 200V204L121 205H123L122 207L124 208V209H126V215L125 214H123L124 215V218H123V220L120 222V227H121V229L122 230H127V228H130L131 229V227L133 226V222H134V226L136 225V227H137V223L135 222V221H131L132 219H134L135 220V218L137 219L136 221L139 223H141V222H143L144 223V221L145 220H148L149 221V223L147 224L148 225V231H150V232H155L154 230H156L155 228H156V226H157V224L158 223H162L161 221H163V219H162V216H163V212L162 211H164L163 209H165V208H167L168 207V204L169 203H167V207H165L166 205L164 204V202H162L164 199H165V192L161 189L162 188ZM74 187H72V189L74 188ZM127 187V186H126ZM133 187V186H132ZM131 186L129 187V188H127V189H129L130 190V188H132ZM140 187H142V186H140ZM6 188V187H5ZM37 188V189H36ZM34 190L37 192L40 188L39 187H36ZM46 188V187H45ZM51 188H49V189H51ZM64 188V187H63ZM42 189V188H41ZM75 189V188H74ZM140 189V188H139ZM142 189V188H141ZM144 189V188H143ZM263 189V188H262ZM12 190V191H13ZM124 190H126L125 188H124ZM147 190V189H146ZM24 191V192H23ZM40 191V190H39ZM71 191H73V190H71ZM70 191V192H71ZM117 191H118V188H117ZM119 191H120V189H119ZM151 191V190H150ZM35 192V193H36ZM240 192V191H239ZM246 192V191H245ZM72 193V192H71ZM119 193V192H118ZM238 193V192H237ZM30 194V193H29ZM39 194V193H38ZM37 193H36V195H38ZM121 194V193H120ZM130 194V193H129ZM203 194V193H202ZM202 194L200 193V197L198 196L197 197V199H195V200H193V203H192V205H191V207H189L188 208V206H187V211H185L184 209V211H185V213L186 214H188L187 216H189V219H188V224H189V226H188V228H189V231H190V234H189V238L187 239V241H189L190 243H191V245H189L190 246V248H188L187 246V248H188V251L187 252H185L187 249H185V255H184V259L182 260V258L180 257V259L178 260V261H176L177 263H174V264H186V262H188L189 263V261H191V260H188V261H186L187 259H191V257L192 258H195V260H194V264H219V261H210L211 260V257L209 258V260H207L206 259V256H205V248L206 247H208V245L207 246H205V241H207L206 239H208V238H206V236H209L210 234L209 233H211L212 235H213V231L212 232H210V230H213L214 228H216L217 229V227L218 226H220V228H222L221 227V225H223V224H218L217 223V221H215L214 219L213 220H210L209 218H207L206 217V211L205 212H203V209L205 210V207H208V206H206L205 204V207H204V205H203V200H204V198H203V200H202ZM41 195V194H40ZM102 195V194H101ZM115 195V194H114ZM148 195V194H147ZM4 196V195H3ZM22 196V197H21ZM39 196V195H38ZM120 196V195H119ZM131 196V195H130ZM153 195H151V197H152ZM9 197V196H8ZM21 197V198H20ZM42 197V196H41ZM41 197H39L40 199H41ZM45 197V196H44ZM154 197V196H153ZM239 198H241L242 199V201L243 202H247L248 201V196H247V194L245 193V194H243V193H240L239 194V196H238ZM248 197V198H247ZM254 197V196H253ZM27 198V197H26ZM35 198V197H34ZM49 198H50V196H49ZM80 198V197H79ZM180 198V197H179ZM72 199V198H71ZM83 199V198H82ZM100 199H101V196H100ZM117 199H118V197H117ZM235 199V198H234ZM22 200V199H21ZM37 200V199H36ZM35 200V201H36ZM78 200V199H77ZM114 200H116V199H114ZM154 200H155V198H154ZM161 200V201H160ZM7 201V200H6ZM18 201V202H19ZM22 201H25V199L24 200H22ZM21 201V202H22ZM28 201V200H27ZM26 201V202H27ZM40 201V200H39ZM68 201V202H67ZM80 201V200H79ZM3 202H5L4 200L2 201V205H3ZM41 202V201H40ZM255 202V201H254ZM8 203V204H9ZM73 203V202H72ZM132 203V202H131ZM186 203V202H185ZM0 204H1V202H0ZM12 204V205H13ZM20 204V203H19ZM18 204V205H19ZM26 204V203H25ZM44 202H42L41 203V206H40V204H38L39 205V207H42V209H41V211H43V212H45L44 214H43V212L41 213L40 212V210H39V212L38 213H41V214H43L42 215V217L41 218H38V219H40L39 221H38V219H37V229L39 230L40 229V233H39V236L38 235H36V236H38V237H36V236H34L33 234V236H30L31 235V233H25L26 235H23L24 234V232H22V230H21V232H19V233H22V235L21 234H17L18 235V238H17V240H18V242H20V244H19V247H22V248H20V250L22 249V253L20 252V250L19 251H17V252H20L21 253V255H23L24 257H25V255H26V260H27V258L29 259V264H30V262L31 263H33L34 261V263H36V259H38L39 258V256L41 255V257L39 258V259H41V260H43V264H68V263H66V262H68L67 260H66V262H65V259H64V257H61V256H59L60 254H58V253H63V251L64 250H62V249H60V252L59 251H57L58 249H56V252H55V250L53 251V252H51L50 250V248H49V250H45L46 251V253H45V251H44V255L42 254L43 252V249H45L46 248V246H45V248H44V246L42 247L43 249L41 250V254H39V255H37V252H39L37 249H38V247H40L41 245H43V242H45V241H43L44 239L46 240V238H47V240H48V237H46V238H44L45 236V234H46V231L48 232V228L47 227H45V228H47L46 229V231H45V229H44V225H46V223H47V221L45 220L46 218H44V217H47V218H49L48 216H50V210H48V206H44V205H46V204H44ZM78 204V203H77ZM181 204V203H180ZM216 204V203H215ZM248 204V203H247ZM258 204V203H257ZM0 206L2 209H4L3 208V206ZM18 205H16V206H18ZM21 205H23L24 206V203H22ZM84 205V204H83ZM243 205H245V207L244 208H242V213L244 214V215H246V214H248L249 212H250V214H251V211L253 210L249 205H246V204H243ZM243 205H242V207H243ZM16 206L14 205V210H15V208H16ZM25 206H27V204L25 205ZM30 206H32V205H30ZM56 206V207H57ZM110 206V205H109ZM120 206V205H119ZM170 206V205H169ZM4 207H6V206H4ZM8 207V210H11V208L13 207H10V205L9 206H7ZM21 206L19 205V208H20ZM46 207V208H45ZM54 207V206H53ZM114 207V206H113ZM261 207V206H260ZM19 208H17V209H19ZM36 208V207H35ZM106 208V207H105ZM119 208V207H118ZM169 208V207H168ZM173 208V206H171V209ZM7 208H5V210H6ZM21 209V208H20ZM28 209V208H27ZM74 209V208H73ZM92 209V208H91ZM104 209V208H103ZM130 209V210H129ZM206 209H208V208H206ZM7 210V211H8ZM25 210H26V208H25ZM25 210H22V211H20V212H22L23 213V211H25ZM34 210V209H33ZM102 210V209H101ZM120 210V209H119ZM132 210V211H131ZM176 210V209H175ZM4 211V210H3ZM2 210H1V212H0V225H2V223L5 221L4 220V218H2V217H4V212H3ZM18 211V210H17ZM31 211V210H30ZM121 211V210H120ZM166 211H167V209H166ZM199 211V212H198ZM3 212V213H2ZM6 212V211H5ZM9 212H11V211H9ZM16 212V211H15ZM26 212V211H25ZM100 212H102V211H100ZM171 212H173V211H171ZM18 213V212H17ZM37 213V215H39L38 217H40L41 216V214H38ZM73 213V214H72ZM99 213V212H98ZM166 213V212H165ZM174 213V212H173ZM176 213V212H175ZM181 213V212H180ZM6 214V213H5ZM31 214V213H30ZM87 214V213H86ZM97 214V213H96ZM182 214V213H181ZM32 215V214H31ZM34 215V214H33ZM99 215V214H98ZM98 215H97V217H98ZM105 215V214H104ZM84 216V215H83ZM102 216V215H101ZM186 216V215H185ZM35 217V216H34ZM94 217H93V219H94ZM56 218V219H55ZM81 218V217H80ZM102 218V217H101ZM214 218V217H213ZM219 218V217H218ZM91 219H92V217H91ZM99 219V218H98ZM97 219V220H98ZM172 218H169V223L172 225V224H174L175 225V223L177 222V220L175 221V219H172ZM4 220V221H3ZM22 220H23V217H22ZM21 220V221H22ZM249 220V219H248ZM20 221V222H21ZM57 221H55V224L57 223ZM250 221V220H249ZM91 222V221H90ZM167 222H168V219H167ZM180 222V221H179ZM5 223V222H4ZM4 223H3V225H4ZM49 224L51 223L50 221L48 222ZM136 223V224H135ZM168 223V224H169ZM20 224V223H19ZM54 224V225H55ZM58 224H60V223H57L56 224V227H59V226H57ZM90 224V223H89ZM93 224V221H92V223L90 224V225H92ZM225 224V223H224ZM21 225L23 226L24 225V222L22 223L21 222ZM64 225H65V227H66V224H62L61 223V226H60V230H63L64 229ZM90 225H88V227L90 226ZM139 225V224H138ZM159 225V224H158ZM176 225H178V223L176 224ZM175 225V226H176ZM36 226V225H35ZM47 226H49L48 224H47ZM51 226V225H50ZM19 227H21V226H18V228ZM54 227V226H53ZM56 227H55V229H56ZM87 227V228H88ZM119 227V228H120ZM135 227V228H136ZM22 228V227H21ZM90 228H92V226L90 227ZM90 228H88L89 230L88 231H90ZM225 228V227H224ZM242 228V227H241ZM1 229V228H0ZM54 229V228H53ZM120 229V230H121ZM130 229H128V230H130ZM137 229V228H136ZM219 229V228H218ZM23 230H24V226H23ZM28 230V229H27ZM86 230V229H85ZM93 230L95 231L96 229H95V226L93 227ZM98 230V229H97ZM101 230V229H100ZM100 230H98V231H100ZM119 230V231H120ZM132 230V229H131ZM130 230V231H131ZM135 229H133V231H134ZM140 230H141V228H140ZM118 231V232H119ZM241 231V230H240ZM252 231V230H251ZM29 232V231H28ZM83 232V231H82ZM101 232H102V230H101ZM101 232H99L100 234H98V232H93L92 230H91V232L90 233H92L93 235L92 236H90V242H91V240H96V241H98V239H101L102 240V238H104V236H105V234H101ZM105 232V231H104ZM125 232V231H124ZM132 232V231H131ZM135 232V231H134ZM216 232V231H215ZM214 232V233H215ZM253 233H254V231H252ZM43 234V236L44 237H42L43 238V240H42V243H39V244H37V243H35V244H33V245H40V246H36V250H37V252H35V250H34V253L32 254V250L31 249H33V247H28L27 246V243L28 244H30L29 242H27V241H30V240H37L36 238H41V235L40 234ZM90 233H89V235H90ZM97 233V234H96ZM116 233V232H115ZM120 233V232H119ZM127 233H128V231H127ZM252 233V234H253ZM257 232H255V234H256ZM35 234V233H34ZM37 234V233H36ZM121 234V233H120ZM209 234V235H208ZM248 234V236H249V234H250V238L252 237V236H254V235H251V233H247ZM48 235H49V232H48ZM89 235L87 234V236H86V238L87 237H89ZM258 235H260V233L258 234ZM1 236H2V232H1V230H0V264H6V262L7 261H5V260H7V258L5 259V255H4V253L6 254V252L8 251V253L10 254L11 252H9V250L8 249H3V250H1ZM15 236H16V234H15ZM47 236V235H46ZM83 236V235H82ZM112 236H113V234H112ZM117 236V235H116ZM120 236V235H119ZM126 236V235H125ZM132 236V235H131ZM131 236H129V237H131ZM238 236V235H237ZM105 237H107V236H105ZM118 237V236H117ZM246 237V235H242V236H240L239 235V241L240 242H238L239 244L236 246L235 245V248H233L231 251H229L228 253H227V256L230 258V260H231V262H236L237 260H239L240 258H243V257H241V256H245V260L243 259V263L242 264H255V263H257V258L258 257H260L261 256V259H260V261H259V264H264V246L262 245V244H260V242L258 241L257 242V240L256 241H254L253 242V239H250V240H248L247 241V239L245 238ZM254 237H256V235L254 236ZM41 238V239H42ZM116 238V237H115ZM211 238H213V236L211 237ZM210 238V239H211ZM214 238H215V236H214ZM248 238V237H247ZM83 239H85V238H83ZM82 239V240H83ZM122 239H123V237H122ZM122 239L120 240V241H122ZM255 239V238H254ZM46 240V241H47ZM86 240V239H85ZM112 240V239H111ZM209 240V239H208ZM213 240V239H212ZM252 240V241H251ZM78 241V240H77ZM100 241V240H99ZM102 241H105V240H102ZM110 241V240H109ZM113 242L114 241H116L115 239L114 240H112ZM111 241V242H112ZM123 241H124V239H123ZM210 241V240H209ZM209 241H207L206 243H208ZM214 241V240H213ZM216 241V240H215ZM214 241V242H215ZM34 242V241H33ZM35 242H37V241H35ZM84 242V241H83ZM89 242V241H88ZM112 242V243H113ZM118 242V241H117ZM131 242V241H130ZM158 243V245H159V243L160 242H157ZM195 243V244H194ZM18 244V243H17ZM47 244V242L46 243H44V245H46ZM68 244V243H67ZM75 244V243H74ZM91 244V243H90ZM89 244V245H90ZM94 244H96V243H94ZM114 244L115 243H113L112 245H113V247H114ZM117 244V243H116ZM115 244V245H116ZM127 244V243H126ZM211 244V243H210ZM215 244V243H214ZM218 244V243H217ZM216 244V245H217ZM31 245H32V243H31ZM32 245V246H33ZM50 245V244H49ZM64 245V244H63ZM71 245V244H70ZM93 245V244H92ZM121 245V244H120ZM123 245H124V243H123ZM30 249H28L31 253H30V255H29V251H26L27 249V247ZM72 246V245H71ZM88 246V245H87ZM91 246V245H90ZM129 246V245H128ZM128 246H127V248H128ZM152 246V245H151ZM164 246V245H163ZM204 246H205V248H204ZM218 246V245H217ZM50 247V246H49ZM111 247V246H110ZM9 248H11V247H9ZM65 248V247H64ZM76 248V247H75ZM108 248V247H107ZM115 248V247H114ZM114 248H112V249H114ZM117 248V247H116ZM115 248V249H116ZM120 248V247H119ZM152 248H154V246L153 247H151V250H152ZM156 248V247H155ZM35 249V248H34ZM41 249V248H40ZM55 249V248H54ZM69 249V248H68ZM82 249V248H81ZM114 249V250H115ZM159 249V251L161 250L160 249V247L158 248ZM213 249H215V248H213ZM4 250H6V251H4ZM53 250V249H52ZM62 250V251H61ZM94 250H95V248H94ZM98 250V249H97ZM117 250H118V248H117ZM117 250H115V251H113V250H110V251H113V253L115 252H117ZM126 250V249H125ZM124 250V251H125ZM155 250V249H154ZM153 250V251H154ZM162 250H164V249H162ZM168 250V249H167ZM217 250V249H216ZM3 251H4V253H3ZM16 251V250H15ZM49 251V252H48ZM72 251V250H71ZM83 251H85L84 250V248H83ZM101 252H102V250H100ZM104 252H102L101 254L102 255H105L106 256V254L108 255V257H109V259H112V257L114 258L115 257V259H116V255H113V253L112 252H110L109 254L107 253V252H105V250H103ZM106 251H108V249L106 250ZM156 251H157V249H156ZM51 252V253H50ZM76 252V251H75ZM78 252H80L79 250H78ZM87 252V251H86ZM97 252V251H96ZM99 252V251H98ZM161 252V251H160ZM28 253V254H27ZM40 253V252H39ZM154 253V252H153ZM14 254V253H13ZM56 254V255H55ZM97 254V253H96ZM117 254V253H116ZM20 254L18 255L19 257H21V258H23L22 256H21ZM66 255V254H65ZM76 255V254H75ZM87 255V254H86ZM118 255V254H117ZM158 255V254H157ZM207 255V254H206ZM216 255V254H215ZM249 255L251 256V257H253L252 258V261L251 260H248V257H249ZM10 256V255H9ZM8 256V257H9ZM28 256V257H27ZM43 256V257H42ZM80 256V255H79ZM139 256V255H138ZM181 256H182V254H181ZM103 258H106V257H104V256H102ZM107 257V258H108ZM111 257V258H110ZM147 257V256H146ZM214 257H216V256H214ZM121 258V257H120ZM125 258V257H124ZM124 258H123V260H124ZM150 258H151V256H150ZM24 259V260H25ZM31 259V260H30ZM38 259V260H39ZM109 259H105L106 260V262L108 263V262H110V261H112V260H114V259H112V260H110L109 261ZM127 259V258H126ZM146 259V258H145ZM20 260V259H19ZM23 260V259H22ZM22 260H20V262H21V264L23 263L22 262ZM26 260H25V262H26ZM90 260V259H89ZM140 260V259H139ZM148 260H149V258H148ZM193 260V259H192ZM16 261V260H15ZM126 261V260H125ZM19 262V261H18ZM40 262V261H39ZM39 262H37L38 264H39ZM105 262V261H104ZM114 262H115V260H114ZM143 262V261H142ZM141 262V263H142ZM240 262V261H239ZM250 262V263H249ZM40 263H42V262H40ZM77 263L78 264H87L88 263V261L87 262H85V259H84V256L83 257H79V259H78V261H77ZM190 263H192V262H190ZM221 263V262H220ZM109 264V263H108ZM110 264H112V263H110ZM119 264H121L120 262H119ZM123 264H126L125 262H123ZM129 264V263H128ZM144 264H147V262H144ZM222 264H226V263H222ZM234 264V263H233Z\"/></svg>", "mask_w": 264, "mask_h": 264}]
</instances>
